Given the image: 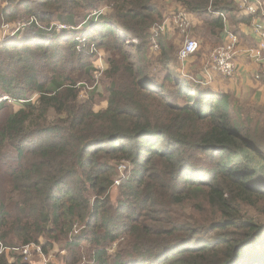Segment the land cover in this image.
Returning a JSON list of instances; mask_svg holds the SVG:
<instances>
[{
	"label": "trees",
	"instance_id": "obj_1",
	"mask_svg": "<svg viewBox=\"0 0 264 264\" xmlns=\"http://www.w3.org/2000/svg\"><path fill=\"white\" fill-rule=\"evenodd\" d=\"M161 1L0 0V26L20 24L2 30L15 34L0 42V98L21 106L0 103V264H30L18 248L32 244L44 255L60 246L68 264H264V145L252 140L264 136V109L181 74L163 42L158 81L145 53ZM173 2L203 20L202 49L219 45L227 22L248 23L234 0ZM109 37L144 54L139 66L107 59L97 112L104 86L87 83Z\"/></svg>",
	"mask_w": 264,
	"mask_h": 264
},
{
	"label": "rangeland",
	"instance_id": "obj_2",
	"mask_svg": "<svg viewBox=\"0 0 264 264\" xmlns=\"http://www.w3.org/2000/svg\"><path fill=\"white\" fill-rule=\"evenodd\" d=\"M161 2H162V4L158 3V6L159 7H165V10L163 12L164 21H163L162 25L154 26L152 28L151 34L154 36V45L151 46L149 51L147 50V52L145 53V54H147V59H146L147 64L149 65V68H151L149 70H151V72L154 75L158 76L159 82H163V76H164V69L161 67L160 63H158L159 54L162 51L161 46L159 45V42H163L165 45H168L167 47L173 48L171 53L174 54V56L178 59V61L181 64L179 72L181 74L185 75L186 74L185 73L186 66L184 68L183 65H185L190 59H192L194 57H198L199 52L196 53L194 56H192L186 62L182 63L179 60V56H178L179 51L182 48V46L184 45L185 41H187V40H196L200 45L199 51H202L201 43H200L199 38H198L199 36L196 33H198L199 31L201 32V28L203 27V20H201L199 17L195 16L193 13L188 12L184 8L183 9H177V8H179V5L174 3L173 0H163ZM240 4L238 5L239 7H241ZM167 14H171V15H167ZM180 14H184L188 23H189L188 27L185 30H183L184 28H180L177 24H175V21L177 22V17ZM174 15H175V17L173 18ZM167 24L172 25V26L170 28H165V26ZM19 25L20 24L0 26V42L11 38L15 34V33L9 34V32L4 33L2 31L3 29H8V27H10V29L11 28L15 29L16 27L19 28ZM53 26L59 32L66 29V26L60 24L59 22H55ZM83 28H88V30H86L85 32H89L91 30V27L79 25V28H78L79 32H80V30L83 31ZM161 28H163V29H161ZM14 31L15 30H13L11 32H14ZM130 36L131 35L124 37L121 35V37L124 39L131 38ZM109 38L110 39L108 40V45H109L108 52L103 48H100L99 50L95 51L96 57H95V60H93V64L96 68V73L94 74L95 80H94V83H92V84L87 83L88 87L94 86V85H98V86L103 85L104 86L103 96H101V98L97 99L95 107H94L95 111H97V112L105 109L108 106L109 96L106 92L105 85L103 84L104 82L108 83V80L105 81V79H104V73L107 71V68H109L107 59H109L110 57H112V59H117V58L120 59L123 55H127L128 59H131V57H132L136 66H139V64L136 62L139 60L138 56L140 54H144V53H137V51H133V49L130 47H124L123 48V47H121V44L118 41H116L115 39H113L111 37H109ZM132 40H133L131 42L132 44L137 42L136 38H133ZM79 42L82 43V45L85 47V51H86L87 50L86 49L87 43L83 39H80ZM81 43H80V45H81ZM92 48L94 49L93 46H92ZM211 53H210V55H211ZM113 54H116V56H112ZM134 55H136V56H134ZM210 55H209V57H210ZM205 68H206V64L204 66V75L206 77ZM183 75H182V77H183ZM182 77L180 76L179 78L181 80H183L184 78H182ZM89 90H92V89H88V88L87 89H85V88L81 89L80 94H81L82 99H85L88 96V93L91 92ZM4 97L9 98L8 96L3 95V96H1L0 100ZM37 99H38V96H36L33 99V103H35L37 101ZM6 102H9L6 104L9 107V110H10L9 113L10 114H13L14 112L17 113L18 111L21 110L20 105H16V104L14 105V103H12V101H6ZM10 107H11V109H10ZM244 132H248L250 135L252 131L250 129H248V130L244 129ZM252 140H253V143L258 144L259 146H261V144L264 145V136H261L259 134L258 135H252ZM263 148H264V146L262 147V149ZM123 163H125L126 165H123ZM118 167H120L119 169L121 170V172L120 171L119 172L121 175L119 176V178L116 179V183H120V184L117 185L115 183L113 189L110 191L109 196H110L112 203H115L116 199L118 198V189H119L118 187L121 185V183L123 181L126 180L125 177H126V171L128 169V164L126 162H121ZM254 215H257V214H254ZM258 219L261 220L262 224H264V216H263V218H258ZM80 228H81V226H78V229H80ZM84 229H85V226H83L81 228V231H83ZM81 235H84V233L81 232L80 235H78V236H81ZM123 245H124V243H121L120 246L119 245L116 246V244H115L114 249L112 247L113 250L111 249V251L114 252L115 250L119 249ZM28 246H30V247L27 248L29 251V258L27 260H29V262H34V263H30V264H36V263L39 264L40 262H47V263L49 262L48 264H68L67 260L65 259L68 256V253L66 252L65 249H62L63 251L62 250L60 251V246H56L55 249L53 250V252H51L50 254H45L46 257L44 256V258L37 251V249L40 248L38 245L32 244V245H28ZM25 247H27V246H24V247L18 248V249L21 252H23V249ZM86 247H88V245ZM18 249H16V250L18 251ZM13 250H14L13 248L7 247L3 251L4 252H10ZM55 252H56L57 256H55V254H54ZM22 254H24V253H22ZM75 264H90V262L86 259H82V260H80V262H77Z\"/></svg>",
	"mask_w": 264,
	"mask_h": 264
},
{
	"label": "crops",
	"instance_id": "obj_3",
	"mask_svg": "<svg viewBox=\"0 0 264 264\" xmlns=\"http://www.w3.org/2000/svg\"><path fill=\"white\" fill-rule=\"evenodd\" d=\"M234 1L235 3L237 2L238 6L242 0ZM253 4L256 7V12L253 14L244 13L243 9L238 6L241 16H246L248 18V23H239L235 25V28H232L227 22L224 36L222 39H219V45L217 46L220 47L228 42V33L236 36L238 40V54L234 60L236 73L232 78H224L220 74L213 73L211 82L209 83L205 81L204 66L205 64L207 65L212 50L217 47L211 49L206 45L207 47L202 49L201 45L202 51H199V56L190 59L185 65H183V67L185 68L186 66L185 75L188 78L204 84V88H209L214 92L231 94L242 105L251 108L259 107L264 109V80L256 79V75L260 72V67L255 61L246 56V52L249 49H252L259 44V37L255 33V26L261 25L264 28V0H253ZM171 26L172 25H168L167 28H170ZM199 41L201 43L200 39ZM216 41L217 39L212 40L213 43H216ZM54 254L57 256L56 252ZM42 263L43 262H40L39 264Z\"/></svg>",
	"mask_w": 264,
	"mask_h": 264
},
{
	"label": "built area",
	"instance_id": "obj_4",
	"mask_svg": "<svg viewBox=\"0 0 264 264\" xmlns=\"http://www.w3.org/2000/svg\"><path fill=\"white\" fill-rule=\"evenodd\" d=\"M241 8L246 14H253L256 12V7L253 4V0H242ZM175 24H177L180 28H184L183 30H185L189 25L184 14H180L177 17V22L175 21ZM167 27L168 25L165 26V28ZM17 30H19V28H17ZM255 33L259 37V45H257L256 47L252 49H249L246 52L247 54L246 56L252 59L253 61H255L260 67V72L256 75V79L264 80V28L261 25H256ZM227 35L229 39L228 42L222 45L221 47L215 48L212 51L208 59V63L205 68V73H206L205 81L206 82H209V83L211 82V77L213 73L220 74L224 78H232L234 74L236 73V66H235L234 60H235L236 55L238 54V51H237L238 40L236 36H234L231 33H228ZM199 50H200V45L196 40H187L185 41L184 45L179 51V54H178L179 60L182 63H184L187 60H189L192 56H194L196 53H198ZM6 101H10V99L4 97L0 100V103L6 102ZM123 165H126V164L123 163ZM119 168L120 167H118V170L121 172ZM116 184L119 185L120 183H116ZM78 226H76L74 229V234H73L74 237H77L78 235H80L81 232L84 233V231H81L82 227L78 229ZM28 247L30 246L25 247L22 252L24 253L23 256L25 257V260L29 258V251L27 249ZM39 247L40 248H38L37 251L44 258L45 255L42 253V248L41 246ZM113 247H115V245ZM4 249L6 248L2 246L1 251H3ZM48 263L43 262L42 264H48Z\"/></svg>",
	"mask_w": 264,
	"mask_h": 264
}]
</instances>
